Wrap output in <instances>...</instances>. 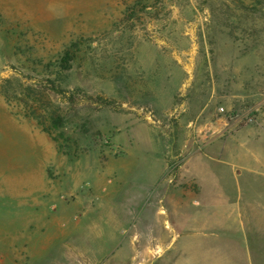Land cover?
<instances>
[{
	"label": "rangeland",
	"instance_id": "374dc122",
	"mask_svg": "<svg viewBox=\"0 0 264 264\" xmlns=\"http://www.w3.org/2000/svg\"><path fill=\"white\" fill-rule=\"evenodd\" d=\"M263 121L264 0H0V264H150L143 204L189 201L176 173L219 137L197 168L260 234Z\"/></svg>",
	"mask_w": 264,
	"mask_h": 264
},
{
	"label": "crops",
	"instance_id": "0c3cea01",
	"mask_svg": "<svg viewBox=\"0 0 264 264\" xmlns=\"http://www.w3.org/2000/svg\"><path fill=\"white\" fill-rule=\"evenodd\" d=\"M259 127L264 128V121ZM257 135L260 134L256 132L254 137ZM220 141V137L210 140L203 150L188 156L180 165L175 179L189 201L143 204L142 211L146 213L141 216L139 233L131 236L130 242L134 243L139 239L141 243L147 244L141 256L152 259L150 264H163L166 258L174 257H183L188 261L201 259L207 264V260L215 258V252L220 253V258L228 260L234 257L250 259L254 249L264 254V228L259 226L261 230L257 232L260 234H256L251 228L253 224L248 215L238 221L234 209L227 206L224 198L213 196L217 195L216 191H220L217 178L206 169L197 168L202 162L200 152L218 145ZM253 141L256 142V139ZM204 156L208 158L207 155ZM159 168L161 172L157 178L158 185L165 174L163 161ZM155 184L156 182L149 183L147 190H152ZM192 194L205 198L202 201L191 199ZM235 252H241V255L237 256Z\"/></svg>",
	"mask_w": 264,
	"mask_h": 264
},
{
	"label": "trees",
	"instance_id": "16d2710c",
	"mask_svg": "<svg viewBox=\"0 0 264 264\" xmlns=\"http://www.w3.org/2000/svg\"><path fill=\"white\" fill-rule=\"evenodd\" d=\"M77 53H80V48L79 43L75 42L71 44V46L64 52L61 60L58 61L59 69L63 72L69 71L72 67V62L77 58ZM51 122L58 128L65 125L64 119L58 116H52Z\"/></svg>",
	"mask_w": 264,
	"mask_h": 264
},
{
	"label": "built area",
	"instance_id": "2783aa9c",
	"mask_svg": "<svg viewBox=\"0 0 264 264\" xmlns=\"http://www.w3.org/2000/svg\"><path fill=\"white\" fill-rule=\"evenodd\" d=\"M224 111V109L222 110ZM256 109L247 110L245 113L241 115L238 119L240 124L250 125L255 123L256 121Z\"/></svg>",
	"mask_w": 264,
	"mask_h": 264
}]
</instances>
